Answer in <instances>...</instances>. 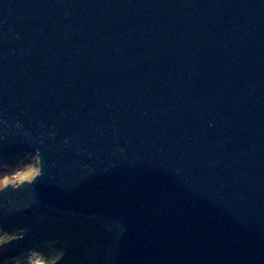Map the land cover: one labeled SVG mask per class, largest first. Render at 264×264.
I'll return each instance as SVG.
<instances>
[{
    "label": "water",
    "instance_id": "obj_1",
    "mask_svg": "<svg viewBox=\"0 0 264 264\" xmlns=\"http://www.w3.org/2000/svg\"><path fill=\"white\" fill-rule=\"evenodd\" d=\"M45 208L118 225L110 264H264V0H0V159Z\"/></svg>",
    "mask_w": 264,
    "mask_h": 264
},
{
    "label": "trees",
    "instance_id": "obj_2",
    "mask_svg": "<svg viewBox=\"0 0 264 264\" xmlns=\"http://www.w3.org/2000/svg\"><path fill=\"white\" fill-rule=\"evenodd\" d=\"M34 158H10L3 162L0 175L31 164ZM117 230L118 225L64 214L36 202L0 208V264H33V257L41 264H110Z\"/></svg>",
    "mask_w": 264,
    "mask_h": 264
},
{
    "label": "rangeland",
    "instance_id": "obj_3",
    "mask_svg": "<svg viewBox=\"0 0 264 264\" xmlns=\"http://www.w3.org/2000/svg\"><path fill=\"white\" fill-rule=\"evenodd\" d=\"M13 158V157H12ZM35 158H37L35 156ZM10 159V158H8ZM8 159H0V168L3 166V162L5 163ZM2 160V162H1ZM16 162V161H15ZM35 162V160H34ZM33 162V163H34ZM31 163V164H33ZM31 202H36L31 192V188L29 184L21 185L17 188H13L11 186L6 187L0 190V208H7V207H18V206H25L30 204ZM37 203V202H36ZM120 228V227H119ZM116 235H121V228L120 230L116 231ZM3 251V248L0 247V252ZM33 264H41L36 258L33 257L32 259Z\"/></svg>",
    "mask_w": 264,
    "mask_h": 264
},
{
    "label": "clouds",
    "instance_id": "obj_4",
    "mask_svg": "<svg viewBox=\"0 0 264 264\" xmlns=\"http://www.w3.org/2000/svg\"><path fill=\"white\" fill-rule=\"evenodd\" d=\"M34 160L33 164L24 165L14 171L0 175V190L9 186L17 188L24 184H32L41 175L38 157Z\"/></svg>",
    "mask_w": 264,
    "mask_h": 264
}]
</instances>
